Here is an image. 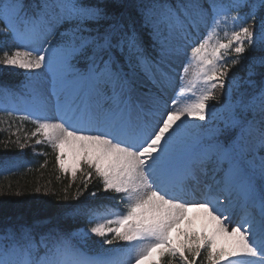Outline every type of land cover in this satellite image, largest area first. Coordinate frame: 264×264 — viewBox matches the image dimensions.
<instances>
[{
    "label": "snow or ice",
    "instance_id": "obj_1",
    "mask_svg": "<svg viewBox=\"0 0 264 264\" xmlns=\"http://www.w3.org/2000/svg\"><path fill=\"white\" fill-rule=\"evenodd\" d=\"M0 23L23 70L0 111L82 174L71 199L94 177L123 205L0 218V264H264V0H0Z\"/></svg>",
    "mask_w": 264,
    "mask_h": 264
},
{
    "label": "trees",
    "instance_id": "obj_2",
    "mask_svg": "<svg viewBox=\"0 0 264 264\" xmlns=\"http://www.w3.org/2000/svg\"><path fill=\"white\" fill-rule=\"evenodd\" d=\"M0 23V27H2ZM2 42V43H1ZM7 40L0 36V48H3ZM231 56L225 57V62L230 64ZM245 72L244 63L231 67L229 75L243 76ZM23 80L21 71L17 73H5L0 75V85L16 89ZM216 103V101H210ZM6 112L0 111V218L5 216H38L48 210L64 204L82 203L89 207L97 208L100 205L107 206L108 209L119 210L123 205L118 204L119 197L113 201L111 193L104 194L98 191L102 185L94 177L87 189H84L79 200H73L78 189L82 188L81 173L78 172L75 181L70 173L65 174L58 168L56 162V152L46 143L36 144L39 138H32L30 135L35 130L36 125L28 120L17 118L15 121L23 128H13L6 121ZM14 121V120H11ZM23 145V147H21ZM40 189L39 192L36 189ZM65 189L70 199L65 200ZM96 192L93 197L91 193ZM104 211L105 208H99ZM86 225V220L78 222V226ZM92 248L98 250V245L94 241H89ZM203 252L198 258L202 261Z\"/></svg>",
    "mask_w": 264,
    "mask_h": 264
},
{
    "label": "rangeland",
    "instance_id": "obj_3",
    "mask_svg": "<svg viewBox=\"0 0 264 264\" xmlns=\"http://www.w3.org/2000/svg\"><path fill=\"white\" fill-rule=\"evenodd\" d=\"M220 35L223 36V29L220 30ZM2 43V42H1ZM16 45L11 41V40H7V43H5V46L3 48H14ZM22 72L23 74V70H19ZM195 71V68L190 66L189 67V72L188 74L185 76V81H187L188 79H191L192 78V75ZM177 72L178 74H183V66L181 65L178 69H177ZM181 86V81L179 79V75L177 76V79H176V90L178 91L179 87ZM185 96H190V94H185ZM18 108L20 109L19 111L17 112H20L18 113V116L22 115L21 113H24L26 114L24 111H23V108H24V105L21 103V104H18ZM18 116L10 119V118H7L6 121H8L9 123H12V122H15L18 118ZM20 118V117H19ZM18 118V119H19ZM11 120H14V121H11ZM16 123V122H15ZM13 128H16V129H21L23 128L21 125H18V123L16 124H11ZM31 136V135H30ZM32 137V136H31ZM32 138H39L38 140H42L43 137L38 134L37 136L35 137H32ZM71 160H72V153L71 151L68 152V157H67V163H71ZM86 225L84 226H81V227H85Z\"/></svg>",
    "mask_w": 264,
    "mask_h": 264
}]
</instances>
